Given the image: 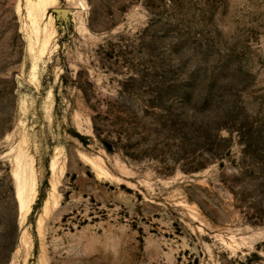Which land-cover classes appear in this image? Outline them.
Listing matches in <instances>:
<instances>
[{
  "label": "rangeland",
  "instance_id": "rangeland-1",
  "mask_svg": "<svg viewBox=\"0 0 264 264\" xmlns=\"http://www.w3.org/2000/svg\"><path fill=\"white\" fill-rule=\"evenodd\" d=\"M30 10L0 0V264H264V0Z\"/></svg>",
  "mask_w": 264,
  "mask_h": 264
},
{
  "label": "bare ground",
  "instance_id": "bare-ground-1",
  "mask_svg": "<svg viewBox=\"0 0 264 264\" xmlns=\"http://www.w3.org/2000/svg\"><path fill=\"white\" fill-rule=\"evenodd\" d=\"M72 1V0H71ZM58 0H28V3L31 6L30 13L33 16V22L37 23L38 12L41 16L45 15L49 8L56 6ZM77 7L78 3H75ZM83 4V3H82ZM85 4V3H84ZM53 17L49 16L48 22L46 23L44 29L40 32V29H36V38L39 43V52L41 54L45 53L46 49L49 47L50 42L56 31L53 26ZM50 25V26H49ZM49 26V27H48ZM33 49V48H32ZM58 159V148H56L55 154L52 157L51 169L54 170L56 167V161ZM13 178L17 183L16 192L18 195V209H19V218L23 220L32 208V204L37 196V188L32 176L28 175L26 171H13ZM32 184L30 195L27 185ZM41 223V219L39 220ZM101 248V246H100ZM109 256V254H108Z\"/></svg>",
  "mask_w": 264,
  "mask_h": 264
},
{
  "label": "water",
  "instance_id": "water-1",
  "mask_svg": "<svg viewBox=\"0 0 264 264\" xmlns=\"http://www.w3.org/2000/svg\"><path fill=\"white\" fill-rule=\"evenodd\" d=\"M57 12H59V13H61V14H63L64 16L67 14V12H68V10H56ZM15 198H16V200H17V203L19 202L18 201V195H17V192H16V188H15Z\"/></svg>",
  "mask_w": 264,
  "mask_h": 264
}]
</instances>
